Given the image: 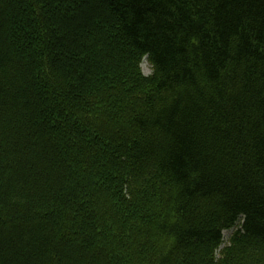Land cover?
<instances>
[{"label":"trees","instance_id":"16d2710c","mask_svg":"<svg viewBox=\"0 0 264 264\" xmlns=\"http://www.w3.org/2000/svg\"><path fill=\"white\" fill-rule=\"evenodd\" d=\"M0 264H264V0H0Z\"/></svg>","mask_w":264,"mask_h":264},{"label":"rangeland","instance_id":"374dc122","mask_svg":"<svg viewBox=\"0 0 264 264\" xmlns=\"http://www.w3.org/2000/svg\"><path fill=\"white\" fill-rule=\"evenodd\" d=\"M140 67H141L143 74L147 75L150 73V66L145 59H143ZM231 232H232L231 230L223 231V242L225 245L227 243V239H228L229 235L231 234Z\"/></svg>","mask_w":264,"mask_h":264}]
</instances>
